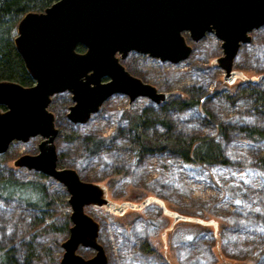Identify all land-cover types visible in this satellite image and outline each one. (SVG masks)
Instances as JSON below:
<instances>
[{
    "label": "rangeland",
    "instance_id": "obj_1",
    "mask_svg": "<svg viewBox=\"0 0 264 264\" xmlns=\"http://www.w3.org/2000/svg\"><path fill=\"white\" fill-rule=\"evenodd\" d=\"M249 36L250 42L242 44L234 58L233 70L241 78L233 84L224 82V71L213 66L222 56L221 42L212 33L198 42L183 33L191 53L182 62H161L136 52L120 60L130 75L169 94L164 102L146 97L129 102L127 96L115 94L85 124L74 125L67 119L71 94L51 97L48 111L57 130L58 168L73 169L81 181L105 186L108 199L116 204L154 197L170 211L208 223L179 221L163 234L172 219L157 204L122 216L85 207L99 225L97 242L107 264H264V172L258 167L264 155V105L256 104L251 91L264 93V25ZM126 112L146 117L144 131L154 141L216 138L229 165L196 168L169 151L139 153ZM253 129L260 135H252ZM94 139H103L97 150L91 144ZM41 141L40 136L26 143L14 141L0 155V180L45 185L41 208L0 195V247L14 246L20 260L28 257L30 264H60L61 245L72 225L68 193L50 177L13 166L21 155L37 154ZM179 161L182 170L158 174L164 163ZM77 254L89 259L95 251L80 246Z\"/></svg>",
    "mask_w": 264,
    "mask_h": 264
},
{
    "label": "water",
    "instance_id": "obj_2",
    "mask_svg": "<svg viewBox=\"0 0 264 264\" xmlns=\"http://www.w3.org/2000/svg\"><path fill=\"white\" fill-rule=\"evenodd\" d=\"M263 25L264 0H58L41 13L22 17L14 46L34 83L23 87L0 81V106L6 109L0 111V155L14 141L42 138L37 154L19 156L13 166L50 177L68 193L72 225L61 245L60 264H107L97 242L99 225L84 212L88 206L122 216L127 210L157 204L172 219L163 234L179 221L208 223L170 211L154 197L116 204L108 199L105 186L81 181L73 169L58 168L57 130L48 111L51 97L69 92L73 105L67 119L80 125L115 94L126 95L130 102L137 97L164 102L169 94L130 75L120 60L136 52L173 64L184 61L191 48L183 33L194 42L212 33L221 42L222 56L213 66L224 71V82L233 84L241 78L233 70L240 46L249 43V34ZM78 45L84 53L75 51ZM80 246L94 250V256L78 255Z\"/></svg>",
    "mask_w": 264,
    "mask_h": 264
},
{
    "label": "trees",
    "instance_id": "obj_3",
    "mask_svg": "<svg viewBox=\"0 0 264 264\" xmlns=\"http://www.w3.org/2000/svg\"><path fill=\"white\" fill-rule=\"evenodd\" d=\"M58 0H0V81L13 82L23 87H30L33 81L25 69L24 62L16 51L14 39L19 21L27 13H41ZM77 53H84L85 48L78 45ZM257 97L256 104L264 105V93L256 88L251 89ZM192 103V102H191ZM183 105L191 106L187 102ZM3 109L2 107H0ZM128 130L139 145V153H158L169 151L176 155L185 166L207 167L229 165L217 139L211 136H195L189 140L166 139L154 141L145 133L148 120L141 113L139 115L126 112ZM164 126V121L160 122ZM252 135L259 134L256 129ZM103 139L92 140V147L96 150ZM58 162V161H57ZM260 171L264 172V155L258 160ZM45 185L40 182L16 180H0V195L6 199L23 201L29 208H41L45 203ZM191 217V216H189ZM68 225H69V220ZM148 250H151L148 248ZM0 264H30L29 258L21 261L14 246L0 247Z\"/></svg>",
    "mask_w": 264,
    "mask_h": 264
},
{
    "label": "built area",
    "instance_id": "obj_4",
    "mask_svg": "<svg viewBox=\"0 0 264 264\" xmlns=\"http://www.w3.org/2000/svg\"><path fill=\"white\" fill-rule=\"evenodd\" d=\"M181 162L179 161L178 163H176L175 165H172L170 163H164V166L163 167H159L157 168V172L158 174H165V175H168L169 172L173 169H179V170H182V166H181ZM182 175V174H180Z\"/></svg>",
    "mask_w": 264,
    "mask_h": 264
},
{
    "label": "flooded vegetation",
    "instance_id": "obj_5",
    "mask_svg": "<svg viewBox=\"0 0 264 264\" xmlns=\"http://www.w3.org/2000/svg\"><path fill=\"white\" fill-rule=\"evenodd\" d=\"M167 229V228H166Z\"/></svg>",
    "mask_w": 264,
    "mask_h": 264
}]
</instances>
